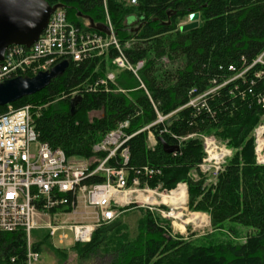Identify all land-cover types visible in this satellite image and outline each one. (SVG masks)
Listing matches in <instances>:
<instances>
[{
	"label": "trees",
	"instance_id": "1",
	"mask_svg": "<svg viewBox=\"0 0 264 264\" xmlns=\"http://www.w3.org/2000/svg\"><path fill=\"white\" fill-rule=\"evenodd\" d=\"M47 2L63 5L69 22L88 32L102 34L92 29L90 21L107 27L109 17L128 59L134 64L144 61L140 78L145 89L130 72L119 71L111 87L124 93L85 90L114 68L111 53L82 63L70 61L64 74L46 89L13 105L33 104L40 109L38 117L34 114L40 141L63 150L70 159L90 158L92 147L119 122L129 120L128 133L133 134L154 123L157 112L169 115L179 110L167 121L170 133L160 134L161 126L151 128L157 140L153 149L148 147L147 131L129 142L126 169L160 170L161 175L148 182L152 188L162 184L171 190L186 182L189 209L207 214L212 228L203 237H174L169 225L164 227L159 217L146 213L133 239L120 235L123 224L118 219L100 227L90 243L76 244L71 251L85 258L108 247L107 264H264V166L256 163L252 136L264 117L258 104L259 94L264 93V64H254L260 57L264 62V0H138L137 6L107 0V14L103 0ZM195 13L200 15L198 27L182 32L181 20ZM134 21L137 24L131 26ZM246 69L244 78L228 82ZM226 82L207 95L198 109L180 110L192 96ZM192 89L197 93L192 95ZM76 90L79 95L72 96ZM76 98L80 100L73 114L71 101ZM6 109L0 107V115ZM95 112L101 117L90 120ZM212 133L229 141L235 153L216 181L205 185L206 178L194 180L189 174L198 171L204 158L200 136ZM188 136L193 137L178 143L177 138ZM160 140L178 146L179 151L166 153ZM111 165L122 166L119 158ZM228 222L254 233L245 243L213 237ZM41 244L66 260V253L53 247L48 233L38 245H31L32 250L40 254ZM27 252L24 230L0 233V264H27Z\"/></svg>",
	"mask_w": 264,
	"mask_h": 264
},
{
	"label": "built area",
	"instance_id": "2",
	"mask_svg": "<svg viewBox=\"0 0 264 264\" xmlns=\"http://www.w3.org/2000/svg\"><path fill=\"white\" fill-rule=\"evenodd\" d=\"M121 1L128 6L138 4V0ZM103 3L107 14V0H103ZM107 27L109 35L84 31L69 22L66 9H58L31 47L11 46L7 49L0 67V83L19 76L34 77L39 72L50 71L63 61L82 63L90 59L110 57L113 53V67L118 72H130L141 83V88L145 89L140 78L144 61L134 64L128 59L125 47L118 41L109 17ZM256 63L264 64L262 59L254 64ZM248 70L228 82L243 77ZM116 75L117 73L109 71L104 78L86 85L85 90L95 93L103 88L106 92H123L111 87L116 84ZM228 82L201 95H194L197 90L192 89L191 94L194 96L180 110L198 109L207 95ZM79 93L80 90H76L72 96ZM258 104L264 109V93L259 94ZM6 107V111L0 115V233L24 230L29 237L34 230L44 228L49 230V236L54 241L59 231L68 230L72 233L71 242L88 244L100 227L117 221L124 210L135 203V198L139 203L155 206L145 199L151 196L149 186L141 185L158 178L161 171L149 166L142 170L128 171V144L134 137L147 131L148 140H153L155 147L157 140L150 129L161 126L160 134L170 133V122L167 121L179 110L166 118L157 112L154 123L133 134L128 133L131 125L129 120L119 122L115 129L105 134L92 147L90 158L70 159L63 150L53 149L48 143L40 141L34 127L35 116L40 115V109L32 105ZM255 135L256 163L264 166V126L257 129ZM191 137L193 136L177 138V141L180 144ZM201 137L205 156L198 165L197 172H214L213 174L218 175L231 157L232 150L219 143L215 136L204 134ZM118 158L122 166H112L111 163L118 161ZM100 177L103 181L98 182ZM185 191L188 194L186 186ZM172 205L182 208L186 203L178 206L171 202L170 206ZM172 211L168 216L174 217ZM162 216L166 218L167 215L162 212ZM65 217H81L82 222L70 224L68 219H63ZM66 241H69L68 236H60V244ZM39 259L40 254L32 250L31 242L28 241L27 264L38 262Z\"/></svg>",
	"mask_w": 264,
	"mask_h": 264
},
{
	"label": "rangeland",
	"instance_id": "3",
	"mask_svg": "<svg viewBox=\"0 0 264 264\" xmlns=\"http://www.w3.org/2000/svg\"><path fill=\"white\" fill-rule=\"evenodd\" d=\"M189 18H186L184 20H181V25L182 24H187L189 23ZM262 59V57L258 58V60ZM162 62L165 65H170V62L167 59H163ZM111 72L118 73V71L113 68L110 70ZM246 71V70H245ZM35 106L33 104H28ZM36 107V106H35ZM170 115V114H169ZM169 115H162V117L166 118ZM101 117L100 112H95L91 113L89 115L90 120L94 118H99ZM264 117L262 118L261 122L257 125V127L253 131V139H254V144L256 147V135L255 131L261 127L264 126ZM151 131V129H150ZM152 132V131H151ZM153 133V132H152ZM208 135V134H205ZM212 136H215L219 143L227 145L230 149L229 141H225L224 139H221L220 137L216 136V134L212 133L209 134ZM201 140L202 137L200 136ZM203 142V140H202ZM155 144V142L152 140H148V147L152 149ZM232 150V155L231 157L227 160L229 161L235 151ZM205 156V154H204ZM214 172H209L208 174H202L197 172L196 170H193L190 172L189 177H191L194 180H200V179H207L205 185H209L212 182L216 181V174H213ZM148 186V183H142V187ZM182 185V186H181ZM187 187L188 191V185L186 182H182L177 184V186L174 189L167 190L162 187V184H159L158 186L152 188L149 187V192L150 195L155 197H148L145 198L147 201H150L155 204V206H147L144 203H139L138 199H134V204H132L129 208L125 209L124 212L121 214L120 218L121 222L123 224L122 228L120 229L121 231L119 232L120 235L122 234H127L130 239H133L136 233H138L139 230V223L143 219V217L146 215V213L152 214L154 217H159L161 219V224L166 226L171 227V235L174 237H182V238H191L192 236L195 238L198 237H203L209 233H212V228H211V223H210V217L207 214L200 213V212H193L189 209V195L186 194V206H182L183 209H179L177 206H170L171 202L173 204L179 205V201H177L176 197L171 198V199H165L164 197L168 194L169 196L171 195L170 193H173L175 190H177L181 187ZM137 197V195H135ZM142 198V197H140ZM157 202V203H156ZM178 208V209H176ZM174 210V212L172 210ZM173 213L174 217L168 216V213ZM162 212L166 213V218H163ZM175 214H179L180 217L175 216ZM196 215V216H195ZM195 217V221H193V218ZM197 218V219H196ZM68 219V217L63 218ZM68 223L70 224H76V223H81V217H69L67 220ZM54 224H58L57 222H54ZM109 225V224H108ZM105 225V226H108ZM102 226V227H105ZM230 230L235 232H231ZM232 234H231V233ZM49 234L48 229L44 228H38L32 232V234L28 237V241L31 242V245L35 246L38 245L40 242L43 240V236L46 234ZM254 233L253 229L251 228H246L241 225L235 224L228 222L225 224V228L223 231H218L213 234V237H215L218 240L222 241H229L232 240L236 243H245L247 237H250ZM50 235V234H49ZM66 235L69 238V241H66L64 244H60V236ZM30 238V239H29ZM72 240V233L68 230L65 231H59L56 236L54 237V241L51 239V243L54 248L61 249V251H64L67 255L66 260H61L56 256V254L53 253L52 250L49 249V247L46 246V244H41L40 245V259L38 262H35L33 264H107L108 258L104 257V254L107 253L108 247L107 248H102L100 252H98L96 255H92L90 257H85L82 258L77 255L76 252L71 251L73 246L76 245Z\"/></svg>",
	"mask_w": 264,
	"mask_h": 264
},
{
	"label": "water",
	"instance_id": "4",
	"mask_svg": "<svg viewBox=\"0 0 264 264\" xmlns=\"http://www.w3.org/2000/svg\"><path fill=\"white\" fill-rule=\"evenodd\" d=\"M65 9L63 5L51 6L47 0H0V67L7 49L11 46L31 47L37 42L47 28L51 16L58 10ZM81 16V15H80ZM200 15L192 14L189 23L181 27L187 32L198 27ZM137 21L131 23L135 26ZM92 29L110 34L108 27L96 26L90 21ZM69 62L63 61L50 71L39 72L34 77L19 76L0 83V107L13 105L24 98L36 95L46 89L51 82L60 77L68 69ZM78 98L71 101V111L74 114L79 103ZM166 153L179 151L178 146H171L160 140Z\"/></svg>",
	"mask_w": 264,
	"mask_h": 264
},
{
	"label": "bare ground",
	"instance_id": "5",
	"mask_svg": "<svg viewBox=\"0 0 264 264\" xmlns=\"http://www.w3.org/2000/svg\"><path fill=\"white\" fill-rule=\"evenodd\" d=\"M114 90H115V89H114ZM123 93H124V92H123ZM181 186H182V185H181ZM173 196H175L176 199H177V201L180 202L179 205H180L181 203H184V202L186 201V191H185V187H184V186L181 187L180 190H179V188H178V189L175 190L173 193H171L170 196H165V197H164L165 199H163V200L165 201L166 199H171V198L174 199ZM140 197H142V196H140ZM150 197H152V196H150ZM179 205H178V206H179ZM179 209H182V208L179 207ZM175 216L180 217L179 214H175ZM195 216H196V215H195ZM196 219H197V218H196ZM193 221H195V217L193 218Z\"/></svg>",
	"mask_w": 264,
	"mask_h": 264
}]
</instances>
